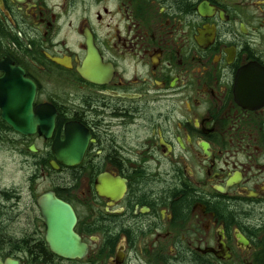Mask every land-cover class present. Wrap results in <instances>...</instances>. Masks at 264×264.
Instances as JSON below:
<instances>
[{
  "label": "flooded vegetation",
  "instance_id": "obj_1",
  "mask_svg": "<svg viewBox=\"0 0 264 264\" xmlns=\"http://www.w3.org/2000/svg\"><path fill=\"white\" fill-rule=\"evenodd\" d=\"M12 68L35 128L0 109L29 173L23 203L0 191L2 264H264V0H0ZM11 91L24 125L31 87ZM48 193L75 217L72 258Z\"/></svg>",
  "mask_w": 264,
  "mask_h": 264
},
{
  "label": "water",
  "instance_id": "obj_2",
  "mask_svg": "<svg viewBox=\"0 0 264 264\" xmlns=\"http://www.w3.org/2000/svg\"><path fill=\"white\" fill-rule=\"evenodd\" d=\"M23 72L17 68H12L6 72V75L0 79V98H4V103H0L1 117L2 119L11 125L16 131L22 134H32L34 132L35 125L33 124L32 115L30 114V105L33 101L35 89L33 84L22 77ZM15 86L31 87V91L20 92V95L25 96L22 100L25 106L21 109L23 112V118L26 121L24 125H15L10 122L9 116V101L10 96L14 94L11 90ZM42 117V116H41ZM43 118V117H42ZM44 119V118H43ZM45 120V119H44ZM44 123H39L43 126ZM52 124H50L51 126ZM54 198L52 193L44 194L40 197L39 203L42 215L45 217L48 224V235L47 238L51 244V249L54 253L65 257L72 258L78 254V244L74 240L72 232L73 225L75 223V217L70 211V208L57 201L45 202L43 199ZM0 264L1 261H0ZM5 264H16L14 261L6 260Z\"/></svg>",
  "mask_w": 264,
  "mask_h": 264
},
{
  "label": "rangeland",
  "instance_id": "obj_3",
  "mask_svg": "<svg viewBox=\"0 0 264 264\" xmlns=\"http://www.w3.org/2000/svg\"><path fill=\"white\" fill-rule=\"evenodd\" d=\"M6 148L0 147V191L1 192H16L21 194V203H23L27 197V178L29 173L22 171L17 167L16 161L5 151ZM31 174V173H30ZM0 203L7 205L8 200L2 198L0 194Z\"/></svg>",
  "mask_w": 264,
  "mask_h": 264
}]
</instances>
